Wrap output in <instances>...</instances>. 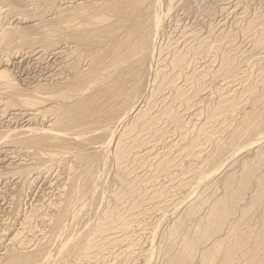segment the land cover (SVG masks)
Listing matches in <instances>:
<instances>
[{"label":"bare ground","instance_id":"1","mask_svg":"<svg viewBox=\"0 0 264 264\" xmlns=\"http://www.w3.org/2000/svg\"><path fill=\"white\" fill-rule=\"evenodd\" d=\"M190 1L0 0V118L27 121L0 127L14 204L62 177L14 207L0 264H264V8L224 30L226 7ZM32 54L60 73L18 80Z\"/></svg>","mask_w":264,"mask_h":264},{"label":"rangeland","instance_id":"2","mask_svg":"<svg viewBox=\"0 0 264 264\" xmlns=\"http://www.w3.org/2000/svg\"><path fill=\"white\" fill-rule=\"evenodd\" d=\"M177 2H182V0H176ZM192 1V3L193 2H196L195 4H194V7H196V4L198 5V2H201L200 0H191ZM191 1H190V3H191ZM216 1V2H215ZM214 2H213V5L214 6H216V5H223L224 7H226V10H224V11H222V12H217L216 13V17H215V19H214V21H213V26H214V28L215 27H221V29H224V30H227L229 27H230V25L232 24V22H234L235 21V19H239V17H240V19H242L241 17H244V14L242 13V12H244V9L245 8H247V10L249 11L248 12V17H250V16H253L256 12H257V10H259L261 7H263L264 8V0H240L239 2H235V0H215ZM211 3H212V1H210ZM226 2V3H225ZM263 2V3H262ZM215 3V4H214ZM217 3V4H216ZM229 3V4H228ZM237 3V4H236ZM244 3V4H243ZM253 3V4H252ZM257 3V4H256ZM259 3V4H258ZM244 5H245V7H244ZM249 5V6H248ZM253 5V6H252ZM193 6V5H192ZM242 7V8H241ZM250 10H249V9ZM257 8V9H256ZM234 9V10H233ZM253 9V10H252ZM181 9H175L174 10V12H175V14H174V16L177 18V19H179V21H181V19H182V26H183V30H181V31H184V30H191L194 26H193V23H196V22H198L199 23V21H197L196 19L198 18V20L200 19L199 17H201V16H199L200 14V12L202 11L203 12V8L202 9H200L199 10V12L198 13H196V15H195V17H186L185 15H184V12L181 10ZM256 10V11H255ZM227 11V12H226ZM230 11V12H229ZM255 11V12H254ZM201 12V13H202ZM251 12V13H250ZM179 13V14H178ZM225 14V15H224ZM229 15V16H228ZM197 16V17H196ZM203 17V16H202ZM194 18V19H193ZM187 19V20H186ZM203 19H205L204 17H203ZM12 20V19H11ZM10 20V22L12 23L13 22V20L11 21ZM218 20V21H217ZM233 20V21H232ZM184 22V23H183ZM204 22V21H203ZM217 24H215V23ZM187 24H189V25H187ZM220 24V25H219ZM191 25V26H190ZM188 27V28H187ZM207 27V26H206ZM205 26H203L202 27V29H204L203 30V32L205 33L206 32V30H207V28H206ZM224 27V28H223ZM184 28H186V29H184ZM217 30H219V29H217ZM240 42V43H239ZM242 44V45H241ZM239 45H241L242 46V50H244L245 49V47H246V49L247 48H249L250 46L249 45H247V43H244V42H242L241 40L240 41H238L237 42V45L236 46H239ZM37 48H35L34 50H36ZM34 54V53H33ZM33 54H32V56L30 55V56H25V58H21V59H17L18 61H20L19 63H18V61L17 60H15V61H17V62H14L15 63V66H14V63L12 64V67L10 68V71H12L11 73H12V75L14 76V77H16L18 80L19 79H21V81L23 80H25V79H28V78H35V77H43L44 76V74L45 75H48L51 71V73H54V74H57L58 72L60 73V67L61 66H57V65H59L58 64V62L61 64V56L59 57V55H55V54H52L51 55V57H50V55L49 54H47L48 56H44L43 57V59H41V60H39V57H37L38 55L36 54V55H34L33 56ZM35 57V58H34ZM53 57V58H52ZM56 57V58H55ZM38 58V59H37ZM59 59V60H58ZM56 60H57V62H56ZM54 62V63H53ZM40 63V64H39ZM51 65V66H50ZM49 66V67H48ZM56 66V67H55ZM51 67V68H50ZM59 68V69H58ZM54 69V70H53ZM57 71H56V70ZM44 72V73H43ZM49 72V73H48ZM40 73V74H39ZM48 73V74H47ZM42 75V76H41ZM34 76V77H33ZM28 77V78H27ZM26 82V81H25ZM22 84H23V82H21ZM0 115H2V114H0ZM7 117H8V119H7ZM9 117H11V116H8V115H6V116H4V118L3 119H1L0 118V127L3 129V130H5L6 128L8 129H11V128H14L15 126H17V125H21V126H24V125H27V121L25 120V119H20L19 121H13V120H11V118L9 119ZM5 119H7V120H5ZM11 120V121H10ZM22 120H23V122H22ZM6 121V122H5ZM10 123H9V122ZM25 121H26V123H25ZM1 122H3V123H1ZM6 123V124H5ZM8 124H11L12 126H10V125H8ZM41 124V123H40ZM6 125V126H5ZM42 125V124H41ZM8 126V127H7ZM10 126V127H9ZM5 154H3V155H0V170L1 169H3L2 167L4 166V165H7L10 161L11 162H13V160H14V162L16 161V159L17 158H12L13 156H11V155H6V156H4ZM2 156V157H1ZM8 157V158H7ZM2 158V159H1ZM4 158V159H3ZM12 160H11V159ZM7 159V160H6ZM21 159H23V158H21ZM4 162H3V161ZM9 160V161H8ZM2 162V163H1ZM7 162V163H6ZM3 165V166H2ZM1 172V171H0ZM6 171L3 169L2 170V172L0 173V177H1V175H2V177L0 178V235L1 234H7L8 236L11 234V233H13V231H15L19 226H18V224L17 223H19V221H18V219H14V214H13V212H15V210L17 209V208H19V212H20V214L21 215H26V213L27 212H29V210H31L32 209V207H34V208H37L38 206V208H40L41 206L40 205H43V207L44 208H46L47 207V204H48V202H53L54 201V199H55V195H57V188L56 187H60V181H62L61 179H62V177H58L57 176V174H58V172H56L55 171V173L53 172V173H51L50 175H48V176H46V178H45V176H44V178L45 179H43V177H42V179L41 178H39V179H37V180H35L34 181V183L33 182H31L28 186L27 185H25L23 188H22V195H21V197H20V202L18 201V203H16V204H14V201H13V198H12V196L11 195H13V193L11 194V190L12 189H14V192H15V188L17 187V185H16V187L14 186V184H15V182L14 181H16V180H13L14 178H16L15 177V175H11V174H6L5 173ZM53 174V175H52ZM55 174V175H54ZM5 175V176H4ZM9 175V176H8ZM52 175V176H51ZM59 175V174H58ZM13 178H11V177ZM10 177V178H9ZM56 177V178H55ZM4 178H8L9 180V183H8V181H4L5 179ZM48 178V179H47ZM54 178V179H53ZM58 178V179H57ZM60 178V179H59ZM4 179V180H3ZM51 179V180H50ZM45 180V181H44ZM57 180H58V182H57ZM60 180V181H59ZM106 180V181H105ZM104 181L105 182H107L108 181V177H106V179H105ZM1 181H3V182H1ZM50 181H52V182H50ZM12 182H14V184L12 183ZM50 182V183H49ZM2 183V184H1ZM12 183V184H11ZM55 183V184H54ZM39 184V185H38ZM51 184H54V185H51ZM13 185V186H12ZM50 185V186H49ZM8 186V187H7ZM36 186V187H35ZM10 187H11V189H10ZM30 187V188H29ZM34 187V188H33ZM38 187V188H37ZM49 187V188H48ZM51 187V188H50ZM55 187V188H54ZM5 188V189H4ZM33 188V189H32ZM46 188V189H45ZM48 189V190H47ZM24 190V191H23ZM44 190V191H43ZM54 192V193H53ZM52 193V194H51ZM3 195V196H2ZM9 195V196H8ZM52 195V196H51ZM3 197H5V198H3ZM9 198V199H8ZM10 198H12V202H11V199ZM43 198V199H42ZM4 199V200H3ZM37 199H38V201H37ZM53 200V201H52ZM13 203V204H12ZM21 204V205H20ZM28 204V205H27ZM37 204H40V205H38L37 206ZM45 204V205H44ZM6 205V206H5ZM9 205H11V206H9ZM8 206V207H7ZM13 206V207H12ZM31 206V207H30ZM37 206V207H36ZM46 206V207H45ZM5 207V208H4ZM10 207V208H9ZM14 207H15V210H14ZM21 208V209H20ZM43 208V209H44ZM5 209V210H4ZM12 211H10V210ZM27 209V210H26ZM42 209V208H41ZM9 210V211H8ZM14 210V211H13ZM4 213H3V212ZM6 211V212H5ZM25 212V213H24ZM10 213V214H9ZM2 214V215H1ZM7 214V215H6ZM149 215H150V218H149ZM156 214L155 213H150V214H148V215H146V216H144V221L146 222L147 221V223L148 222H154L155 220H156ZM16 216V215H15ZM152 216H153V218H152ZM154 217H155V219H154ZM5 218V219H4ZM12 218V219H11ZM147 219V220H146ZM150 219V220H149ZM13 220V221H12ZM12 221V222H11ZM38 226H37V225ZM12 225V226H11ZM18 226V227H17ZM34 226L35 227H42L41 226V224L39 223V221H37V219H36V221L34 222V224H33V228H32V230H34ZM13 227V228H12ZM144 227H147V225H145L144 224ZM149 227V226H148ZM147 227V228H148ZM7 228V229H6ZM4 230V231H3ZM5 230H7V231H5ZM139 230V229H138ZM136 231L137 232V239L138 240H140V242L138 241V247L136 248H134V250H133V252L135 253V256H137L138 258H140V257H142L141 256V253L140 252H137V251H139L142 247H148V244H149V240H150V233L149 232H146V231ZM142 230V229H141ZM9 231V232H8ZM3 232V233H2ZM6 232V233H5ZM140 232V233H139ZM144 233V234H143ZM143 234V235H142ZM140 235V236H139ZM149 235V236H148ZM142 237V238H141ZM147 237V238H146ZM141 239H142V242H141ZM146 239V240H145ZM147 241V242H146ZM143 245V246H142ZM142 246V247H141ZM137 252V253H136ZM140 254V256H138ZM147 262V264H152L153 263V260H152V258H148V261H146Z\"/></svg>","mask_w":264,"mask_h":264}]
</instances>
